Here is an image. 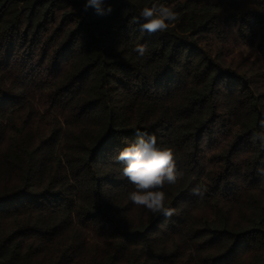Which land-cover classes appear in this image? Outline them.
Masks as SVG:
<instances>
[{
	"label": "trees",
	"instance_id": "obj_1",
	"mask_svg": "<svg viewBox=\"0 0 264 264\" xmlns=\"http://www.w3.org/2000/svg\"><path fill=\"white\" fill-rule=\"evenodd\" d=\"M154 2L0 0V264H264V0H159L142 33ZM137 130L184 173L171 218L128 199Z\"/></svg>",
	"mask_w": 264,
	"mask_h": 264
},
{
	"label": "clouds",
	"instance_id": "obj_2",
	"mask_svg": "<svg viewBox=\"0 0 264 264\" xmlns=\"http://www.w3.org/2000/svg\"><path fill=\"white\" fill-rule=\"evenodd\" d=\"M106 3L107 0H85L84 10L92 8L98 15L110 14L112 6H105ZM178 19L179 15L172 7L155 0L151 6L142 8L131 23L138 25L142 33L154 34L166 32ZM134 51L142 57L147 46L137 44ZM250 140L253 144L259 142L260 149L264 150V132H253ZM115 159L123 162L122 175L134 186V190L128 194L133 205L145 208L154 216L163 215L166 219L176 213L175 208L166 205L167 195L163 190L165 185H175L184 176L183 171L177 169L171 148L158 147L154 134L137 130L136 140L121 149ZM258 171L264 174V168ZM191 194L202 198L204 193L196 185L191 189Z\"/></svg>",
	"mask_w": 264,
	"mask_h": 264
}]
</instances>
